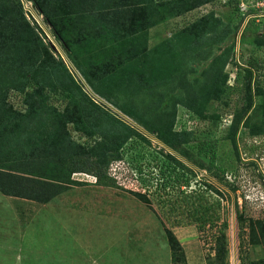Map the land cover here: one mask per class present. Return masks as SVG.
I'll list each match as a JSON object with an SVG mask.
<instances>
[{"label": "rangeland", "instance_id": "obj_1", "mask_svg": "<svg viewBox=\"0 0 264 264\" xmlns=\"http://www.w3.org/2000/svg\"><path fill=\"white\" fill-rule=\"evenodd\" d=\"M124 1L130 6H119L117 19L112 25L107 22L113 29L125 21L127 11L135 14L136 23H131L137 28L143 12H157L163 2ZM230 1L213 0L171 19L158 17L159 22L148 33L129 32L114 40L110 35L105 39L107 35L100 30L89 29V23L77 14L65 18L60 13L62 5L51 4L53 12L59 14L55 19L59 39L34 1L12 0L16 6L21 5L44 43L48 74L56 78L59 73L58 80L47 85L44 92L40 89L38 99L44 103L47 97V108L55 103L62 106L61 110L69 106L83 127L89 115L83 110L82 98L71 91L79 85L113 116H104L105 123H100L104 130H112L123 121L139 131L138 139L145 143L122 160L129 176L124 178L119 176L121 171L111 170L116 186L100 184L93 175L72 174L73 167L84 166V160L75 156L59 164L57 160L58 165L42 175L64 190L48 203L0 192V264H173L169 233L183 246L187 264H249L262 260V247L250 242L249 228L247 224L240 227L238 215L243 213L246 220L264 219V199H260L264 194L253 189L256 184L264 190V136L253 137L258 134L255 130L264 134V0H238L239 5ZM167 7L171 15L175 14L173 7L176 13L183 8L169 2ZM211 12L213 16L205 17ZM202 18L213 23V31H203L205 26L199 22ZM132 54L139 57L135 59ZM254 59L260 64L255 69L249 64ZM75 62L92 73V87ZM257 80L261 82V94L255 85ZM30 82L37 84L35 75L30 76ZM147 84L153 89H146L150 87ZM67 92L72 102L65 96ZM12 102L21 108L16 95ZM50 112L43 110L40 117L46 120L35 122L38 133L32 138L37 147H42L52 133L53 126L47 125ZM174 117H178L177 132L193 130L201 134L209 127L218 134L223 132L217 150L218 167L228 175L215 179L212 173L215 181L206 184L201 170L194 174L182 167L188 165L187 158L159 138ZM194 117L217 118L198 121ZM238 122L234 130L239 135L236 147L226 135ZM96 128L93 124L89 131L101 136ZM73 137L83 141L78 133ZM14 146L3 153L9 160L14 159L10 154ZM139 150H145L143 159L138 156ZM163 155L178 160L176 174L163 175L162 161L155 157L165 159ZM182 174L192 179L190 186L177 183V176ZM228 180L235 185L234 190ZM135 193L147 197L144 200ZM222 232L227 252L219 260L215 249Z\"/></svg>", "mask_w": 264, "mask_h": 264}, {"label": "trees", "instance_id": "obj_2", "mask_svg": "<svg viewBox=\"0 0 264 264\" xmlns=\"http://www.w3.org/2000/svg\"><path fill=\"white\" fill-rule=\"evenodd\" d=\"M29 1H34L35 5L42 10L47 21L55 28L57 32L56 35L59 39H61V35L56 29L57 21L55 20L59 14L53 12L54 9L51 7V4H53V6L61 4L63 8L60 13H62L65 18H67V16L69 17L71 14H77L83 18L85 23H89V29L94 30V32L100 30L103 34L107 35L105 39L109 38L108 35H110V38L113 36L114 38L112 39L117 40L121 39L124 34L129 32L135 35L137 31H140V33L147 31L146 33H148V31L159 22L157 20L158 17L160 19H171L177 17V15L180 16L183 13L199 9L211 3L213 0H161L163 2H161V5L157 6V12H143L141 19L137 22L138 30L132 27L131 22L132 20L135 22L133 18L135 14H132L131 11H127L125 21L118 24L117 29H113V26L110 27L109 25H112L114 19H117L116 17L120 13L118 10L119 6L122 8L130 6V4L124 0ZM168 2L172 4V6L183 8L179 9L176 13L175 10L177 8L175 9V7H173L175 14L171 15L172 10L167 7ZM230 2H237L239 5L238 0H231ZM213 15L214 14L211 12L205 17ZM203 18L199 21L200 23L203 22L202 24L205 26L203 31H213V23L206 22ZM128 45L130 46L132 43L129 42ZM144 45V48H146V41ZM45 54L46 48L44 43L40 41L38 34L26 19L21 5L19 4L16 6L12 0H0V192L6 196L25 198L43 204L50 202L53 198L64 192L61 187L62 185H55L52 179L49 180L48 178V180H46L45 177L42 176L49 169L58 165L59 161H68L75 156H77V158H82V160H84L83 168H79L78 165H76L73 167L72 174L85 173L93 175L98 179L100 184H107L110 182V184L112 183L116 186V181L110 177V172L114 171L117 173L121 171L119 176L123 175L125 178L128 172L122 160H124L128 154H132L136 149L142 148V143H145L139 141V131L130 127L128 123L123 121H120L122 122L121 125L112 130H104V128L100 126V123H105L106 121V117L104 116H113L103 107L96 104L79 85H75V87L71 88V91L82 98L83 110L89 115L86 116L88 121L87 125L81 127L79 121L74 118L76 116L70 113L69 106H65L64 109L61 110L62 106L55 103L47 108V106H45L47 97L44 103L40 101L41 98L38 99V96L42 93L40 89L44 92V88L47 85L53 84V80L55 79L58 80L59 73H57L56 78L48 74V63L46 62ZM132 55L137 59V54ZM137 57L139 56L137 55ZM249 64L253 69L260 65L256 59ZM105 65L106 64H103L102 67ZM75 67L92 87V78L90 76L92 73H86L77 62H75ZM39 74L41 76L40 79L38 78ZM33 75L37 78L36 85L30 82V76ZM59 82H61L60 78ZM255 85L258 94H261V82L257 80ZM149 86L150 87L146 89H153L151 85ZM93 90L96 94L108 99L105 93H99L94 88ZM15 95L19 98L21 108L16 107L12 102ZM65 96L69 98L71 94L67 92ZM70 101L71 99L69 102ZM60 102L63 103L62 100H60ZM43 110L51 111L52 117H49L47 125L53 126V129L51 130L52 133L48 134L45 141H43L44 145L42 147H37V145H35L37 141H35L32 136L33 133H38V129L34 128L35 122L41 119L46 120V117H40L43 114ZM126 113L129 116H133L131 111H126ZM5 114L7 117H5ZM9 114L14 117H8ZM94 115L95 117H93ZM177 118L178 117L173 118L171 126L168 129L166 128V133L160 134L159 138L163 143L169 145L171 149L179 151L186 158H190L191 154L190 150H188V146L190 142H193L192 154L196 156L194 163L198 167L203 168L201 156L204 154L205 143L202 142L204 135L197 134L193 130L175 131V125L178 121ZM194 118L198 121H206L217 117ZM73 122L75 124L68 127V125ZM239 123L240 122L234 123L230 132L226 135L227 139L233 140L235 146V135L237 130L235 132L234 130L238 127ZM5 124L7 125L4 126ZM93 124L95 127L99 128H96V130H101V136L89 131V128H91ZM208 129L214 130L212 127ZM255 132H258V134L254 133V137L264 136L259 130H255ZM74 133H78L83 141L75 140L73 137ZM134 140H137L136 143H134ZM13 144L15 145L13 147L15 150L10 154L14 156V159L9 160L3 153L8 152V147ZM144 151L145 150H139L138 156L141 159L146 156ZM163 156L165 159H158V157L155 156L158 161H162L163 175L165 172L176 174L174 166L178 164V160L174 157L169 159L166 155ZM8 157L11 156L8 155ZM73 161L76 160L74 159ZM182 167L188 168L186 165ZM225 171L223 172L225 173ZM140 173H143V171L141 170ZM170 176L173 178L172 174ZM177 177L179 178L177 183H182V185L187 184L186 186H190L192 183V179L190 177H185L184 174H182L181 177ZM133 180H135V178H132V181ZM144 181L146 182V180ZM171 185L170 181L166 182V186L170 187ZM135 194L145 200V195L142 193ZM238 221L242 228L247 224L250 232V242L254 246L262 247L264 251V219L246 220L245 215L241 213L238 215ZM168 241L172 251L173 264H187L184 248L177 237L169 233ZM215 252L219 260H222L226 255L227 249L225 234H223V232L217 239ZM256 262L257 263L252 262L249 264H264V257L262 260Z\"/></svg>", "mask_w": 264, "mask_h": 264}, {"label": "flooded vegetation", "instance_id": "obj_3", "mask_svg": "<svg viewBox=\"0 0 264 264\" xmlns=\"http://www.w3.org/2000/svg\"><path fill=\"white\" fill-rule=\"evenodd\" d=\"M176 126H177V124L175 125V131H177L176 130ZM189 131H192V130H189ZM217 131L218 130H209V129H207L203 133H201V134L204 135V137L202 139V142L205 143L204 151H203L204 154H202V156H201V158H202L201 160L203 162V168L198 167L194 163V159H192V155H190V158L189 157L187 158V164H188L187 166L190 169V171L192 173H194V174H197L196 170H199V171L201 170L202 177H204L206 184H211V182H210L211 180L215 181L214 179H212L213 178L212 173L214 174L215 179L222 178V176H224V174H226V173L228 175V171L227 170L225 171L224 168L221 169V167L220 168L218 167L217 150H218V148L221 145L222 141L219 140V139L222 137V133L223 132L221 131L218 134ZM235 141H236V146L238 147V145H239V135L237 133L235 135ZM193 144H194L193 142H190L189 146H188V150H190V154H192V146H193ZM238 155H239V157L241 158V160L243 162L244 159H243L241 151H239ZM223 171H225V173ZM229 184H230L231 188L234 190L235 185L232 184L230 181H229ZM207 187H208V185L205 186L206 189H208Z\"/></svg>", "mask_w": 264, "mask_h": 264}, {"label": "clouds", "instance_id": "obj_4", "mask_svg": "<svg viewBox=\"0 0 264 264\" xmlns=\"http://www.w3.org/2000/svg\"><path fill=\"white\" fill-rule=\"evenodd\" d=\"M87 175H88V174H87ZM255 185H256V184H254V187H253L254 191H256V189H258L257 192H259L260 195H263V194H264V190H262L261 188H257ZM247 197H250V196H247ZM260 199H264V197L260 196ZM263 204H264V202H263Z\"/></svg>", "mask_w": 264, "mask_h": 264}]
</instances>
